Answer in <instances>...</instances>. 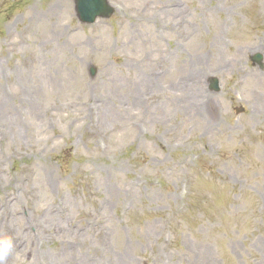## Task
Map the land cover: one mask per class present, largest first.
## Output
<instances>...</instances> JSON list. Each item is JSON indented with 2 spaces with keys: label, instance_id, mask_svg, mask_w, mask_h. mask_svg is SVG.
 I'll use <instances>...</instances> for the list:
<instances>
[{
  "label": "rangeland",
  "instance_id": "obj_1",
  "mask_svg": "<svg viewBox=\"0 0 264 264\" xmlns=\"http://www.w3.org/2000/svg\"><path fill=\"white\" fill-rule=\"evenodd\" d=\"M110 2L0 0L6 264H264V0Z\"/></svg>",
  "mask_w": 264,
  "mask_h": 264
},
{
  "label": "water",
  "instance_id": "obj_2",
  "mask_svg": "<svg viewBox=\"0 0 264 264\" xmlns=\"http://www.w3.org/2000/svg\"><path fill=\"white\" fill-rule=\"evenodd\" d=\"M78 10L82 17L87 20H94L99 14L108 16L111 11L106 4V0H77Z\"/></svg>",
  "mask_w": 264,
  "mask_h": 264
},
{
  "label": "bare ground",
  "instance_id": "obj_3",
  "mask_svg": "<svg viewBox=\"0 0 264 264\" xmlns=\"http://www.w3.org/2000/svg\"><path fill=\"white\" fill-rule=\"evenodd\" d=\"M148 85H149V88L152 90L159 87L158 86L159 83H157L156 85V78H152L151 82ZM26 99L27 101L30 102L31 105H33L36 101L35 95L33 94H31V97H27ZM10 102L11 100L6 95L2 96L1 101H0V120L10 121V122L13 120V117L11 116V113H10ZM58 255H61V253H59Z\"/></svg>",
  "mask_w": 264,
  "mask_h": 264
},
{
  "label": "clouds",
  "instance_id": "obj_4",
  "mask_svg": "<svg viewBox=\"0 0 264 264\" xmlns=\"http://www.w3.org/2000/svg\"><path fill=\"white\" fill-rule=\"evenodd\" d=\"M13 250V240L7 236H0V264H6V261L12 254Z\"/></svg>",
  "mask_w": 264,
  "mask_h": 264
}]
</instances>
